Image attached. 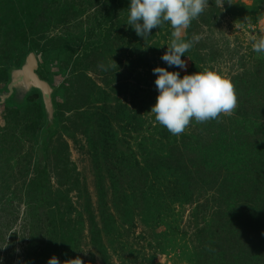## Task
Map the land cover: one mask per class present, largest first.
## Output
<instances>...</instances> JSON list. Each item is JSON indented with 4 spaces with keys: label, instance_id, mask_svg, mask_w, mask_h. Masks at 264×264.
Masks as SVG:
<instances>
[{
    "label": "rangeland",
    "instance_id": "obj_1",
    "mask_svg": "<svg viewBox=\"0 0 264 264\" xmlns=\"http://www.w3.org/2000/svg\"><path fill=\"white\" fill-rule=\"evenodd\" d=\"M128 4L0 0L2 264H264V0H208L185 70L160 59L170 24L143 40ZM157 66L218 72L236 108L171 134ZM158 155L141 186L133 162Z\"/></svg>",
    "mask_w": 264,
    "mask_h": 264
},
{
    "label": "clouds",
    "instance_id": "obj_2",
    "mask_svg": "<svg viewBox=\"0 0 264 264\" xmlns=\"http://www.w3.org/2000/svg\"><path fill=\"white\" fill-rule=\"evenodd\" d=\"M207 3L208 0H129L124 23L143 40L151 35L152 29L170 24L173 29L171 43L167 44V50L160 59L169 67L185 70L186 62L181 57L193 47V42L182 38L181 29H187L203 13ZM253 50L264 54V37L253 43ZM100 67L108 70L105 65ZM152 72L156 77L154 84L158 95L150 112L173 135L183 133L193 120L199 123L216 120L221 114H230L236 108L234 85L216 71L205 68L181 76L180 71L157 66ZM72 261L82 264L79 258ZM47 264L60 262L52 256Z\"/></svg>",
    "mask_w": 264,
    "mask_h": 264
},
{
    "label": "trees",
    "instance_id": "obj_3",
    "mask_svg": "<svg viewBox=\"0 0 264 264\" xmlns=\"http://www.w3.org/2000/svg\"><path fill=\"white\" fill-rule=\"evenodd\" d=\"M2 78L5 79L6 76V72L4 70H2ZM31 104L27 105L24 109L23 114L21 115V118H25V120H28V117L33 116V126H36L37 122L40 120L41 118V108H40V104L37 103L35 101V99L33 97L30 98ZM166 134L162 133V135H159L161 139H164ZM170 155H173L172 153V149H170ZM169 157H163L160 158L161 160H166L169 161L168 159ZM159 163V155L158 157L154 156L153 158L149 159V161L146 160V166H142L140 164V162H138L136 160V162H133L134 164V169L139 172L141 175L138 177L139 182H141V186L145 184V177L147 176V171L146 168L148 167H156ZM148 169V168H147ZM132 189V188H131ZM251 264V263H250Z\"/></svg>",
    "mask_w": 264,
    "mask_h": 264
}]
</instances>
